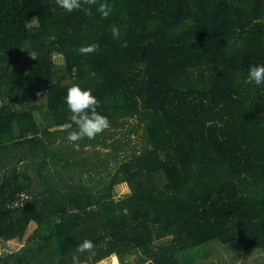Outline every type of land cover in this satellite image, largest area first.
Wrapping results in <instances>:
<instances>
[{
	"label": "trees",
	"instance_id": "trees-1",
	"mask_svg": "<svg viewBox=\"0 0 264 264\" xmlns=\"http://www.w3.org/2000/svg\"><path fill=\"white\" fill-rule=\"evenodd\" d=\"M106 2L104 19L0 0V241L23 243L0 264H196L189 251L213 241L264 252V84L243 83L264 65V0ZM73 84L110 122L93 140H67Z\"/></svg>",
	"mask_w": 264,
	"mask_h": 264
},
{
	"label": "clouds",
	"instance_id": "clouds-1",
	"mask_svg": "<svg viewBox=\"0 0 264 264\" xmlns=\"http://www.w3.org/2000/svg\"><path fill=\"white\" fill-rule=\"evenodd\" d=\"M55 4L69 13L75 10H83L85 15H91L90 6L96 5V11L104 19L108 18L112 12V8L106 0H55ZM52 10L55 11L54 8ZM110 31L114 39L120 38V29L115 24L110 26ZM121 46L126 47V42H123ZM98 50L99 45L96 43L82 45L76 49L77 53L81 55H90ZM89 76L95 78L96 73L92 71ZM243 83L246 85L255 84L256 86L264 84V65L251 66ZM65 103L71 113L70 120L76 125V130L70 131L67 135L69 142L76 143L85 137L93 140L109 128L108 118L97 112L100 102L92 95L91 89H82L78 84H73L67 88ZM75 252L80 254L89 253L87 259L91 261L95 256L94 244L91 240L85 239L77 245ZM72 264H82L79 255L74 254L72 256Z\"/></svg>",
	"mask_w": 264,
	"mask_h": 264
},
{
	"label": "rangeland",
	"instance_id": "rangeland-1",
	"mask_svg": "<svg viewBox=\"0 0 264 264\" xmlns=\"http://www.w3.org/2000/svg\"><path fill=\"white\" fill-rule=\"evenodd\" d=\"M27 52V44L23 43L15 51V54L18 57H22ZM60 57L61 56L57 55L53 56L55 64H61L64 62L63 58L61 59ZM14 130L16 131V126H14ZM134 140H137V138L134 137ZM116 189L118 196L128 192V187L125 184L117 186ZM33 228L34 225L31 224L26 233V238L31 234ZM22 244L23 243L0 241V254H6L15 251L19 249ZM189 252L192 253L191 255L192 259L194 260L193 262L196 264H264V252H261L258 249L239 252L235 250L231 243H220L218 241H213ZM186 253L187 252L183 254ZM184 258L187 259V255H184ZM112 259L113 258L106 259L98 264H114ZM116 264H118V261Z\"/></svg>",
	"mask_w": 264,
	"mask_h": 264
}]
</instances>
